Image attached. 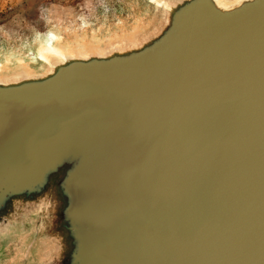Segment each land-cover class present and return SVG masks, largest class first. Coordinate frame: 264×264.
Here are the masks:
<instances>
[{
	"label": "water",
	"instance_id": "95a60500",
	"mask_svg": "<svg viewBox=\"0 0 264 264\" xmlns=\"http://www.w3.org/2000/svg\"><path fill=\"white\" fill-rule=\"evenodd\" d=\"M121 5L0 43V264H264V0Z\"/></svg>",
	"mask_w": 264,
	"mask_h": 264
},
{
	"label": "rangeland",
	"instance_id": "374dc122",
	"mask_svg": "<svg viewBox=\"0 0 264 264\" xmlns=\"http://www.w3.org/2000/svg\"><path fill=\"white\" fill-rule=\"evenodd\" d=\"M127 0H0V43L17 41L29 26L67 24L96 6L121 7ZM101 13V12H100ZM89 15L87 16V19ZM41 33V32H40Z\"/></svg>",
	"mask_w": 264,
	"mask_h": 264
},
{
	"label": "flooded vegetation",
	"instance_id": "af4514ba",
	"mask_svg": "<svg viewBox=\"0 0 264 264\" xmlns=\"http://www.w3.org/2000/svg\"><path fill=\"white\" fill-rule=\"evenodd\" d=\"M38 28H39V31L41 32V33H43V34H46L48 31L47 30H43V24H40L39 26H38Z\"/></svg>",
	"mask_w": 264,
	"mask_h": 264
}]
</instances>
